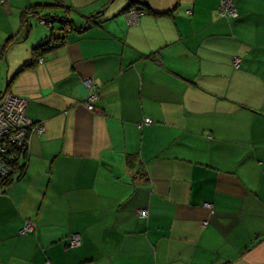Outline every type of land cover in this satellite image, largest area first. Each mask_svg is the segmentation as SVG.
Masks as SVG:
<instances>
[{
    "label": "crops",
    "instance_id": "1",
    "mask_svg": "<svg viewBox=\"0 0 264 264\" xmlns=\"http://www.w3.org/2000/svg\"><path fill=\"white\" fill-rule=\"evenodd\" d=\"M136 1L131 24L129 0H0V93L44 127L0 192V264H264V0ZM55 2L89 27L14 76L62 33L22 11Z\"/></svg>",
    "mask_w": 264,
    "mask_h": 264
},
{
    "label": "built area",
    "instance_id": "2",
    "mask_svg": "<svg viewBox=\"0 0 264 264\" xmlns=\"http://www.w3.org/2000/svg\"><path fill=\"white\" fill-rule=\"evenodd\" d=\"M128 22L136 23L139 12L129 10L126 12ZM218 17L236 18L237 10L231 0H221L218 10ZM233 65L238 68L239 58L233 60ZM83 85L89 91V95L83 104L89 111H95V102L99 95L94 91V83L91 78L83 79ZM150 119H145L144 123H150ZM44 127L41 123L31 122L25 114V102L12 93H5L0 96V192L12 172L9 161L15 155L14 151L21 150L29 146L30 137L33 133L41 134ZM208 206V205H207ZM141 216H146L145 211H139ZM33 229L31 222L25 223L21 233H28ZM80 244L78 234L71 235L70 246Z\"/></svg>",
    "mask_w": 264,
    "mask_h": 264
},
{
    "label": "trees",
    "instance_id": "3",
    "mask_svg": "<svg viewBox=\"0 0 264 264\" xmlns=\"http://www.w3.org/2000/svg\"><path fill=\"white\" fill-rule=\"evenodd\" d=\"M112 1L114 0H108V3ZM137 3L138 1L136 0H129V3L124 9V12L129 11L133 6L137 5ZM52 6L63 7V5L60 2H55L54 4H50V5L38 3V4L30 5L25 10L22 11L21 22L22 24H25L26 29H27V19L29 17H34L40 22L48 25L51 32H53L54 27L57 26L56 30L59 32L61 31L62 33H59L58 35H54L53 33H51L47 39L33 46L30 50V60L24 63L20 67V69L14 74V76L25 70L35 67L36 64L39 62V59L64 46L66 43L67 32L75 31L81 33L82 31L86 30L89 27V25L87 24L85 26H77L73 21H71V19L67 18L66 16L51 15L49 13H45V11L50 9ZM95 18L96 15L89 17V19H95ZM9 44L10 43H7L3 47V49L6 50ZM3 94L0 93V96H2ZM14 153L15 155L9 161L10 162L9 165L12 168V172L8 177V180L4 184L3 190H1L2 192L6 190L15 180H18L22 177L26 167L28 146H26L21 150L14 151Z\"/></svg>",
    "mask_w": 264,
    "mask_h": 264
},
{
    "label": "rangeland",
    "instance_id": "4",
    "mask_svg": "<svg viewBox=\"0 0 264 264\" xmlns=\"http://www.w3.org/2000/svg\"><path fill=\"white\" fill-rule=\"evenodd\" d=\"M7 93V92H6ZM5 94V93H4Z\"/></svg>",
    "mask_w": 264,
    "mask_h": 264
}]
</instances>
